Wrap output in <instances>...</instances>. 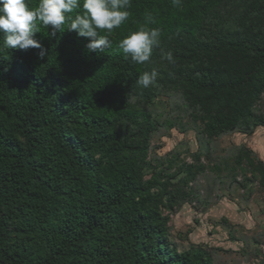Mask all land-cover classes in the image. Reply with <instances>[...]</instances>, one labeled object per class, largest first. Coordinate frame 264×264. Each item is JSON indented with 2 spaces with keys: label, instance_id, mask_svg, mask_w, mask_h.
<instances>
[{
  "label": "trees",
  "instance_id": "trees-1",
  "mask_svg": "<svg viewBox=\"0 0 264 264\" xmlns=\"http://www.w3.org/2000/svg\"><path fill=\"white\" fill-rule=\"evenodd\" d=\"M128 11L103 53L67 25L35 34L42 59L3 47L0 33V264H215L201 247L178 249L170 214L200 198L207 170L264 184V161L248 148L220 161L210 149L264 126V0H131ZM230 12L233 29L219 22ZM142 25L160 30V44L137 65L118 44ZM152 68L156 83L138 85ZM162 93L180 98L196 129L190 163L152 154L159 128L185 131L180 117L153 115Z\"/></svg>",
  "mask_w": 264,
  "mask_h": 264
},
{
  "label": "rangeland",
  "instance_id": "rangeland-1",
  "mask_svg": "<svg viewBox=\"0 0 264 264\" xmlns=\"http://www.w3.org/2000/svg\"><path fill=\"white\" fill-rule=\"evenodd\" d=\"M236 21V13L230 12L219 22L233 29ZM151 109L161 120L180 117L185 127V131L179 125L172 130L159 128L151 140L152 154L166 157L177 152L182 160L192 162L191 153L198 147L196 129L184 114L180 98L159 94ZM258 109L264 114V99ZM242 146L264 161V126L251 135L234 132L210 143L216 161L232 158ZM197 181L200 198L184 202L170 214L171 241L179 250L192 245L203 248L215 264H264V184L260 179L247 173L233 180L226 171L217 175L207 170Z\"/></svg>",
  "mask_w": 264,
  "mask_h": 264
},
{
  "label": "clouds",
  "instance_id": "clouds-1",
  "mask_svg": "<svg viewBox=\"0 0 264 264\" xmlns=\"http://www.w3.org/2000/svg\"><path fill=\"white\" fill-rule=\"evenodd\" d=\"M179 7L181 0H171ZM131 0H38L34 6L30 0H0V33H3V47L12 49H39L43 58L48 50L35 38L41 26L50 28L49 33L76 32L78 37L89 38L86 48L89 52L103 53L112 47L109 39L114 29L119 28L130 16ZM76 13L74 16L72 13ZM104 33V34H101ZM160 30L140 26L119 41L118 48L133 64L149 62L154 48L160 44ZM164 59L173 62L168 52ZM159 73L156 68L144 71L136 83L144 88L154 85Z\"/></svg>",
  "mask_w": 264,
  "mask_h": 264
}]
</instances>
